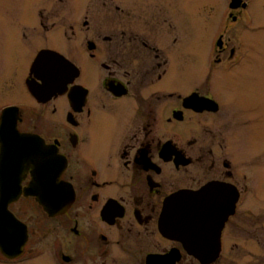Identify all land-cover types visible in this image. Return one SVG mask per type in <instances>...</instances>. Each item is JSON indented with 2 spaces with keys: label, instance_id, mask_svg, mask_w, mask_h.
<instances>
[{
  "label": "flooded vegetation",
  "instance_id": "1",
  "mask_svg": "<svg viewBox=\"0 0 264 264\" xmlns=\"http://www.w3.org/2000/svg\"><path fill=\"white\" fill-rule=\"evenodd\" d=\"M56 1L51 24L34 0H17L21 27L0 8V63L12 73L15 53L24 92L0 106V192L25 228L0 235V264H255L264 251V50L246 38L252 0H228L230 24L200 59L188 54L189 25L177 52L172 18L156 37L149 4ZM52 35L62 46L37 42ZM18 45L28 51L21 60ZM47 179L69 200L55 214L42 195H25ZM204 235H220L210 262L193 254L206 252Z\"/></svg>",
  "mask_w": 264,
  "mask_h": 264
},
{
  "label": "rangeland",
  "instance_id": "2",
  "mask_svg": "<svg viewBox=\"0 0 264 264\" xmlns=\"http://www.w3.org/2000/svg\"><path fill=\"white\" fill-rule=\"evenodd\" d=\"M36 1V4L34 8H42V14L43 19L49 20V24H51L53 21H56L55 18H57V13L55 10H57V7H59V2L56 0L50 1V0H34ZM118 4L120 2L116 0ZM139 1L138 7H141L142 9L145 8L147 4L150 5L149 7V14L148 16L153 18L154 30L156 37L163 35V32H166V26L163 24L164 18H172L174 29H175V43L174 48L175 51H178V48H180L181 45V38H184L186 35V28L184 25H189L188 34H190L191 42L189 43V50L188 53L190 58H198L200 59L201 56L208 51L209 44L211 46V40H212V34L218 29L222 27V24H230V21L227 19V2L228 0H126L125 1V7H132L136 8L137 3ZM173 1V4L171 3ZM11 2V0H9ZM0 5L1 13L6 14V7H9L10 9L14 10V20L15 25H19L21 27V24L17 19L21 16V6L19 3H17V0L13 1L14 5H8L5 3L4 0H2ZM56 6H55V4ZM169 3L171 5H169ZM54 4V6H53ZM50 7H54L49 9ZM174 9V11H173ZM173 11V12H172ZM250 14L253 19L254 28L251 29L249 32H247V39H254L258 40L261 48L264 50V28L258 27L257 25L263 24L264 25V0H252L250 3ZM225 14V15H224ZM55 15V16H54ZM173 15V17H172ZM149 20V19H148ZM185 21V22H184ZM38 22V20H37ZM35 22L30 25V31H27L26 34H31V36H34V28ZM186 25V26H187ZM4 26V20L0 18V32L2 31ZM253 27V26H252ZM217 30V31H218ZM23 29H20L19 34H22ZM35 33L41 34L40 31H35ZM36 36V37H37ZM245 36V35H243ZM199 39H201V44H198ZM16 40V37H15ZM35 39L32 41L34 42ZM31 42V44H32ZM38 43L44 44L46 46L52 45L54 47L62 46V41L59 40L57 36H51L48 38V40L43 37L41 40L37 41ZM21 47L20 53H19V59L25 58L28 55V51L26 50V47L22 45H18ZM201 48V49H200ZM33 53V48L31 49ZM8 61H10V65L13 68L12 73L6 70L3 73L2 64L0 63V106L4 103H6L9 100H22V97L24 98L23 94V88L21 83V76H19V68L20 66H23V63L17 61V56L12 55L10 53L8 56ZM22 57V58H21ZM16 60V62L14 61ZM15 62V63H14ZM24 62V61H23ZM14 63V64H13ZM20 63V64H19ZM258 64H262L264 67V53H262L258 57ZM11 68V69H12ZM192 69V68H191ZM246 89V93L248 94L251 92L250 89ZM252 96V94H251ZM248 128V127H247ZM245 128L239 127V131H244ZM262 248L263 246H259ZM258 255L255 256L254 263L255 264H262L259 262L260 257L264 258V251L259 250ZM249 258L246 256L243 257L242 264H250L248 262Z\"/></svg>",
  "mask_w": 264,
  "mask_h": 264
},
{
  "label": "water",
  "instance_id": "3",
  "mask_svg": "<svg viewBox=\"0 0 264 264\" xmlns=\"http://www.w3.org/2000/svg\"><path fill=\"white\" fill-rule=\"evenodd\" d=\"M233 2H237V0H233ZM233 7H235V5L231 4V8H233ZM37 59L35 60V62L32 65V70L35 71L36 74H38V72L40 71V64H39ZM25 141L29 142L30 140H25ZM14 142H16V141L14 140ZM11 157H12V159L17 158L16 151H13ZM41 175H44V173L42 172ZM46 184H47L46 190L43 189L42 192L39 191V189L36 188L34 185L30 186L29 188H26L25 189V195H27V196L33 195V196H36L37 198H39V196L42 195L43 208L47 212H49L50 214H55L57 212H61L62 210H64L67 207L68 202H69V200L65 196V190L61 187H58L57 184L53 185L51 183V181L48 179H47ZM14 194H16V196H17L19 194V191H15ZM9 202H10V199L6 198L5 194L1 193V197H0V235L7 233V231L10 230L9 227L13 228L14 235H25L24 226L20 222H18L7 210V205ZM167 211H168V207L165 208V212L163 214V219H162L163 226L161 227L162 232H168L169 231L168 226L170 225V222H168ZM182 211H183V208L181 207L180 213L176 214V216H178V219H180V220H182V218H183V212ZM215 225H216V221H213L210 223L206 222L205 226H203V227L206 228L207 231H211V230H213V227H215ZM171 236H173V235H171ZM174 236H177V237H179V239L183 240L182 235H174ZM219 238H220V235H204L203 239L206 242V248H207L206 252H204V251L200 252L199 249H196L193 252V254L196 255L198 258L199 257H202L203 259L206 258L207 262H210L211 260H213L215 258L216 254L218 252ZM3 252H4L5 256H7V257L9 256V255H7V253L5 251H3ZM17 254H15L14 256H17ZM10 256H13V255H10Z\"/></svg>",
  "mask_w": 264,
  "mask_h": 264
}]
</instances>
